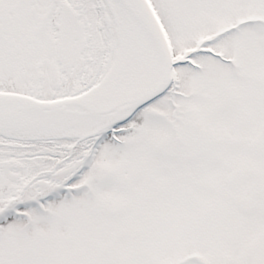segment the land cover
Segmentation results:
<instances>
[{
  "label": "snow or ice",
  "instance_id": "snow-or-ice-1",
  "mask_svg": "<svg viewBox=\"0 0 264 264\" xmlns=\"http://www.w3.org/2000/svg\"><path fill=\"white\" fill-rule=\"evenodd\" d=\"M0 264H264V0H0Z\"/></svg>",
  "mask_w": 264,
  "mask_h": 264
}]
</instances>
